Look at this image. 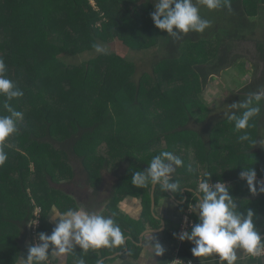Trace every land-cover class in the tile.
Listing matches in <instances>:
<instances>
[{
	"label": "trees",
	"instance_id": "1",
	"mask_svg": "<svg viewBox=\"0 0 264 264\" xmlns=\"http://www.w3.org/2000/svg\"><path fill=\"white\" fill-rule=\"evenodd\" d=\"M230 2L231 10L199 8L202 17L217 21L212 23L213 32H189L176 39L155 26L148 0H95L97 8L90 0H0V58L7 66L6 76L24 93L8 101L13 109L23 111V120L3 143L8 159L0 166L1 240L9 236L15 243L6 227L13 221L26 225L32 220V199L43 208L40 232L52 233L48 211L65 197L51 183L73 180V164H81L91 184L101 179L105 167L119 177L108 206L111 210L127 195L124 186L150 194L151 184H132L137 160L145 164L141 168L145 170L162 151L173 152L184 164L172 179L179 181L181 191L186 186L197 188L196 156L221 155L215 144L220 135L228 141L238 140L244 132L251 137L249 130L237 132L235 122L227 117H210L201 97L210 74L235 63L231 45L245 40L256 42L263 62L261 75L247 85L246 92L264 87V0ZM115 39L135 56L114 50L111 41ZM96 44L106 51L97 52ZM163 44L162 56L158 49ZM153 48L152 71L147 72L139 59L144 60L146 51ZM76 93L77 99L71 98ZM5 99L0 96V115L9 114L3 108ZM260 107L259 122L264 101ZM242 111L233 112L239 116ZM190 122H195V128L189 127ZM191 131L197 136H189ZM196 142L201 144L199 149L194 147ZM244 150L247 156L255 154L252 147ZM64 154L70 162L60 160ZM239 154L238 150L228 152L234 157ZM34 159L35 169L30 166ZM61 165L66 167L57 169ZM170 192L157 185L156 201ZM186 194L189 199L183 206L189 208L193 192Z\"/></svg>",
	"mask_w": 264,
	"mask_h": 264
},
{
	"label": "crops",
	"instance_id": "2",
	"mask_svg": "<svg viewBox=\"0 0 264 264\" xmlns=\"http://www.w3.org/2000/svg\"><path fill=\"white\" fill-rule=\"evenodd\" d=\"M253 43L255 49L245 51L248 55H238L237 52H232L236 49L237 43H235L234 47L230 48L235 63L226 64L218 72L210 74L204 86L202 98L204 105L210 110V117H226L225 113L231 114L233 110L236 111V109L226 107L227 99L238 102L252 94L246 92V87L259 78L263 66V62L258 57L260 48L256 42ZM256 91H258L257 88ZM253 118L250 121L251 126L244 129L249 130L251 135L249 141H228L220 135L219 141L215 144L221 150V155L210 159L196 156L194 160L195 170L199 172V182L211 175L212 184L224 182L228 185L230 194L237 203L238 211L246 214L248 209L253 210L254 222L264 238V192L259 191L262 186L260 182H264V174H260L264 169V111L260 122L258 117ZM230 147L240 151V154L234 157L228 155V151H223ZM245 147L254 148L255 154L245 155ZM77 166L73 164L75 169L73 180L51 183L55 189L64 194L65 200L62 199L58 204H52L48 211V222L54 228L60 213L83 207L90 212L106 217L111 216L119 224L125 240L120 246L89 248L86 251L77 246L72 252L63 254V256L50 255L55 264H77L81 257L85 260V264H98V261L100 264H171L176 257L191 260L193 264H227L226 261L221 262L215 253L208 257L193 256L191 249L194 245L187 240L181 241L174 235L179 232L183 214L187 209L183 206L189 199L186 192H194L196 188L193 186L184 187L180 193L170 192V196L162 195L158 201H156L153 186L150 194L148 190L136 192L124 186L123 193L127 195L120 204L108 210L119 177L109 167H105L102 170L101 179H96L94 184H91L87 175L83 174L81 164ZM247 167L255 168L257 172L256 193L250 190L246 180L240 178V172ZM195 178V175L192 176V180ZM28 192L30 194L32 189H28ZM149 197L151 204H148ZM194 204L195 199L192 195L189 206L194 207ZM190 217L194 223H197L198 210H192ZM29 222L30 220L25 225L17 220L15 223L13 221L16 228L13 224L6 227L10 231V236L15 237L16 240L14 243L9 236H7L8 239H0V264H17L20 257H27L28 248L31 246ZM133 232H136V235ZM157 241L165 249L164 254L160 256L155 255ZM9 249L10 255L5 256V252ZM237 254V264H264V257L255 258L244 253L243 250H237Z\"/></svg>",
	"mask_w": 264,
	"mask_h": 264
},
{
	"label": "clouds",
	"instance_id": "3",
	"mask_svg": "<svg viewBox=\"0 0 264 264\" xmlns=\"http://www.w3.org/2000/svg\"><path fill=\"white\" fill-rule=\"evenodd\" d=\"M208 9H217L222 6L231 10L230 0H156L155 11L151 13L154 24L168 35L179 39L181 34L189 32L203 33L210 27L211 21L200 15L198 5ZM97 52L104 53L106 49L99 44L94 45ZM7 66L0 58V96L6 99L3 108L8 115H0V166L8 159L3 143L13 133L18 131V123L23 120V113L12 108L8 103L13 98L24 95L23 91L6 76ZM264 101V87L250 94L246 99L231 104L232 109H243L241 115L225 113L229 121H234L237 132L250 127L253 117L261 113V102ZM247 132L238 136V141H249ZM184 161L170 151H162L148 163L142 171H135L132 184L136 187L159 185L163 191L177 193L181 191L179 181L172 179V174ZM189 167V171H191ZM240 178L247 181L250 190L257 192V172L255 168L247 167L240 172ZM211 175L198 183L193 192L194 207L198 210V222L194 223L191 231H181L174 234L181 241H190L194 246L191 251L195 257H208L216 254L221 262L237 264V250H243L251 256H259L264 252V238H262L254 222V212L248 209L246 214L238 211L236 201L230 194L229 186L224 182L211 183ZM259 191L264 192V182ZM33 224L36 221H32ZM154 239V237H153ZM41 243L28 248L27 257H20L17 264H46L50 255L63 256L72 252L77 246L83 250L99 249L123 245L124 234L111 216H104L90 212L83 207L69 209L60 213L52 233L39 234ZM51 249V252L49 251ZM164 247L158 241L155 243V255L164 254ZM242 255V254H241ZM77 264H85L81 257ZM98 264L100 262L98 261Z\"/></svg>",
	"mask_w": 264,
	"mask_h": 264
},
{
	"label": "rangeland",
	"instance_id": "4",
	"mask_svg": "<svg viewBox=\"0 0 264 264\" xmlns=\"http://www.w3.org/2000/svg\"><path fill=\"white\" fill-rule=\"evenodd\" d=\"M151 4H152V8H148V13L149 14H151L153 11H155V3H156V0H148ZM193 3H196V0H193ZM93 5L94 6H96V4L95 3H93ZM151 7V6H150ZM198 7L201 9V7H202V9H203V7L204 8H206L207 10H209L206 6H204V5H198ZM96 8H97V6H96ZM202 9H201V11H202ZM208 13H210V12H206L205 14H208ZM202 17V16H201ZM202 18H205V19H208V20H210L211 21V25H210V27H208V28H206L205 30L206 31H208L209 33L210 32H213L214 30H213V26H212V23H214V24H216V20H213V19H211L209 16H205V17H202ZM96 26H100V22L98 23H96ZM111 44H112V47H113V49L114 50H116V51H118V52H121V54H124L125 53V55H129L130 56V58H132V56L134 57L135 56V53H131V52H129L125 47L126 46H123L124 45V43H122L119 39H115L114 41H111ZM235 45V44H234ZM234 45H231V47L230 48H233L234 47ZM258 48V47H257ZM246 49H248V50H251V49H255V45H254V43L253 42H251L250 40H245V41H241V42H238L237 44H236V49H231L232 50V52H237V54L238 55H242V54H247L245 51H246ZM123 51H125L124 53H123ZM254 51H256V50H254ZM253 51V52H254ZM147 52V54L145 55V57H144V60H142V59H139L140 61H142V63H139V65L141 66V67H143L145 70H148L147 72H150V71H152V66L150 65V61L152 60V58H153V55H155V48H153V49H150V50H148V51H146ZM158 53L160 54V55H164L165 53H166V48H165V46H164V44L163 45H160L159 46V49H158ZM153 54V55H152ZM248 55V54H247ZM129 56H124L125 57V59L127 60V61H130L131 59L129 58ZM102 62H106L105 60L104 61H102ZM103 66H105L106 64H102ZM130 65H132L131 63L129 64V67H130ZM137 73H139V72H137ZM115 77V76H114ZM113 77V78H114ZM64 86L66 87V89H70V85L68 84V82L67 81H64ZM204 89V88H203ZM77 92H78V90H77ZM77 94L78 93H76V95L75 96H73V97H71V98H76L77 99ZM203 94H204V91L202 90V93H201V97L203 98ZM70 98V97H69ZM89 102L91 103V99H89ZM76 103V102H75ZM233 103V100L232 99H227V103H226V107L227 108H231V104ZM70 104H73V102L72 103H70ZM229 110V112H231V110L230 109H228ZM233 111H235V110H233ZM23 112V111H22ZM195 125V122H190L189 123V127H193ZM189 136H197V134L196 133H194V131H191V133H189L188 134ZM188 135H187V138H188ZM10 144H11V142H9ZM166 144H165V142L164 141H162V146H165ZM13 146V145H12ZM11 147V146H10ZM194 147L195 148H197V149H199L200 147H201V144L200 143H195L194 144ZM157 148V147H156ZM186 151H188V150H190V147H185L184 148ZM18 150H20V148L18 149ZM192 150L196 153V151L194 150V148H192ZM230 150H237V149H234V148H226V151H228V152H230ZM12 152L13 153H17L16 151H14V149H12ZM104 152V151H103ZM112 158H113V156H111ZM34 158H36V160H37V158L38 159H40V155H39V153L36 151V153H35V155H34ZM60 158V160H62V162L64 161V162H67V161H69L70 162V160L68 159V156L67 155H63V156H61V157H59ZM72 162V161H71ZM136 162H139V163H137L136 165L137 166H135V171H142V169L141 168H144V166H145V164H142L143 162L142 161H136ZM35 163V159H34V161H31L30 162V166H31V168L32 167H34V164ZM140 163L142 164V165H140ZM72 166V165H71ZM147 166H149L148 164H147ZM62 167V170L66 167L65 165H61V166H57V169L58 168H61ZM25 169H26V167H25ZM29 171V170H28ZM54 173H56V174H58V170H56Z\"/></svg>",
	"mask_w": 264,
	"mask_h": 264
},
{
	"label": "built area",
	"instance_id": "5",
	"mask_svg": "<svg viewBox=\"0 0 264 264\" xmlns=\"http://www.w3.org/2000/svg\"><path fill=\"white\" fill-rule=\"evenodd\" d=\"M91 3H95V0H90ZM32 204L34 206L33 208V218L31 220V228H30V238H31V243L36 244V243H41L39 240V234L40 232V227L42 223V213H43V208L41 205L37 204L35 200L32 199ZM191 207V206H190ZM190 207L186 209L185 213L183 214V220L181 223V227L178 233L181 231L187 230L189 231L191 225L194 224V221L190 217V213H192V210H190ZM32 221H36L35 224L32 223ZM178 238V237H177ZM255 258H260L264 257V252L261 253L259 256H252ZM46 264H55L53 259L49 256L48 261ZM171 264H193V262L190 260H184L182 258H175L174 261Z\"/></svg>",
	"mask_w": 264,
	"mask_h": 264
},
{
	"label": "flooded vegetation",
	"instance_id": "6",
	"mask_svg": "<svg viewBox=\"0 0 264 264\" xmlns=\"http://www.w3.org/2000/svg\"><path fill=\"white\" fill-rule=\"evenodd\" d=\"M30 228H31V220H30L29 226H28L29 233H30Z\"/></svg>",
	"mask_w": 264,
	"mask_h": 264
},
{
	"label": "water",
	"instance_id": "7",
	"mask_svg": "<svg viewBox=\"0 0 264 264\" xmlns=\"http://www.w3.org/2000/svg\"><path fill=\"white\" fill-rule=\"evenodd\" d=\"M155 187H156V186H153V191H154V192H155V190H154V189H155Z\"/></svg>",
	"mask_w": 264,
	"mask_h": 264
}]
</instances>
